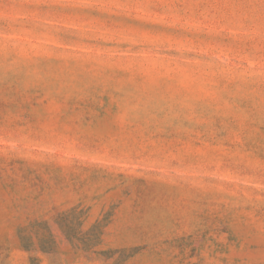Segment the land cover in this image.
I'll use <instances>...</instances> for the list:
<instances>
[{"label": "rangeland", "instance_id": "374dc122", "mask_svg": "<svg viewBox=\"0 0 264 264\" xmlns=\"http://www.w3.org/2000/svg\"><path fill=\"white\" fill-rule=\"evenodd\" d=\"M0 264H264V0H0Z\"/></svg>", "mask_w": 264, "mask_h": 264}]
</instances>
